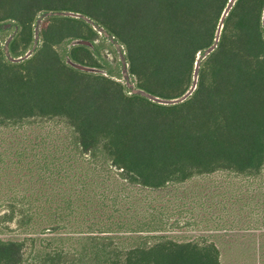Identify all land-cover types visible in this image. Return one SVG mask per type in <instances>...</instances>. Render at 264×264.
Instances as JSON below:
<instances>
[{"label": "trees", "instance_id": "trees-1", "mask_svg": "<svg viewBox=\"0 0 264 264\" xmlns=\"http://www.w3.org/2000/svg\"><path fill=\"white\" fill-rule=\"evenodd\" d=\"M228 1L0 0V26L17 27L9 42L0 40V128L59 118L72 131L68 145L54 148L62 158L12 149L6 183L18 186L0 189V221L9 230L17 220L22 238L0 239V264H220L211 243L151 236L165 223L144 191L264 167V0H235L215 43ZM66 12L122 46L137 91L160 100H182L193 86L196 54L215 47L200 63L192 93L160 104L66 63L56 47L77 40L67 58L99 68L85 45L98 35L84 20L49 17L28 56L37 16ZM69 146L74 160L64 157ZM92 168L118 170L143 191L94 194ZM78 211L89 219H77ZM64 226L71 228L61 232Z\"/></svg>", "mask_w": 264, "mask_h": 264}, {"label": "rangeland", "instance_id": "rangeland-1", "mask_svg": "<svg viewBox=\"0 0 264 264\" xmlns=\"http://www.w3.org/2000/svg\"><path fill=\"white\" fill-rule=\"evenodd\" d=\"M230 1L227 4L229 6L232 3L231 8L235 0L231 3ZM55 15L84 20L98 35V40L94 45H85L90 48L99 68L79 67L72 64L67 58L66 54L70 47L81 44L77 40L64 41L56 47L67 64L82 71L111 77L118 81L128 94H138L160 104L180 102L192 93L199 65L205 55L215 47L213 46L208 52L196 54L194 63L196 75L194 74L193 86L185 97L179 101H165L138 92L135 88V79L127 71L124 48L98 26L78 14L69 12L40 13L33 25V43L31 50L27 52L28 56L41 42V29L46 26L49 17ZM261 24L264 30V9ZM1 30L5 33L2 34ZM16 31L17 27L12 22L1 25L0 40L4 39L5 43L9 42ZM25 58L24 56L15 61H22ZM71 138V129L64 120L59 118L23 121L14 128H0V189L18 186L17 181L12 184L6 183L7 172L11 166L10 160L13 159L12 149L16 150L21 146L34 150L33 152H40L42 155H55L57 158H62V152L56 153L54 148L62 150L63 145H68ZM69 147L64 157L74 160L77 155L76 151L72 146ZM32 156L33 154L27 152L24 159H31ZM101 159L102 156L99 155L98 160ZM92 169L94 174H90L92 184L90 192L94 194L106 191L105 194L109 197L111 192L118 191L122 197L123 195L127 196L131 189L137 193L143 191L118 170ZM256 173L258 174L217 171L193 176L182 183H169L163 190H145L144 192L153 197L150 199H154L152 205L157 213L155 218L165 223V229L156 230L150 235L168 236L175 240L192 241L199 244L211 243L219 252L220 264H264V167ZM122 185L125 190L122 189ZM76 218L79 220L89 219L88 215L85 216L84 211H78ZM141 219V215H139L137 220ZM4 224L0 221V239L22 238L15 232L17 220L7 224L9 230L3 228L6 226ZM69 228L71 227L64 226L61 232H66L64 230Z\"/></svg>", "mask_w": 264, "mask_h": 264}, {"label": "water", "instance_id": "water-1", "mask_svg": "<svg viewBox=\"0 0 264 264\" xmlns=\"http://www.w3.org/2000/svg\"><path fill=\"white\" fill-rule=\"evenodd\" d=\"M232 1H234V0H232ZM229 9H230V6H228V4H227V6H226L224 12L222 13V16H221V19H220V23H219V27H218V29H217L216 41H217V37H218V34H219L220 29H221V26H222V20H223L224 17L226 16V14H227V12L229 11ZM195 75H196V72H195ZM195 75H194V77H195ZM194 80H195V78H194Z\"/></svg>", "mask_w": 264, "mask_h": 264}, {"label": "bare ground", "instance_id": "bare-ground-1", "mask_svg": "<svg viewBox=\"0 0 264 264\" xmlns=\"http://www.w3.org/2000/svg\"><path fill=\"white\" fill-rule=\"evenodd\" d=\"M233 2L232 0L230 1V3ZM232 4V3H231ZM231 4H229V6H231Z\"/></svg>", "mask_w": 264, "mask_h": 264}]
</instances>
